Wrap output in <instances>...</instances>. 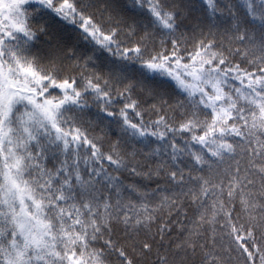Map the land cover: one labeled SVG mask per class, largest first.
<instances>
[{
  "label": "snow or ice",
  "instance_id": "6c2138e0",
  "mask_svg": "<svg viewBox=\"0 0 264 264\" xmlns=\"http://www.w3.org/2000/svg\"><path fill=\"white\" fill-rule=\"evenodd\" d=\"M0 264H264V0H0Z\"/></svg>",
  "mask_w": 264,
  "mask_h": 264
}]
</instances>
